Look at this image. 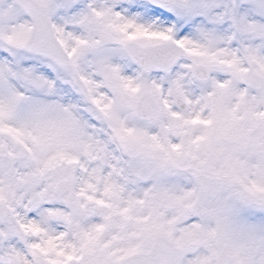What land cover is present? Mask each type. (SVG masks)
<instances>
[{
    "label": "snow or ice",
    "instance_id": "6c2138e0",
    "mask_svg": "<svg viewBox=\"0 0 264 264\" xmlns=\"http://www.w3.org/2000/svg\"><path fill=\"white\" fill-rule=\"evenodd\" d=\"M0 264H264V0H0Z\"/></svg>",
    "mask_w": 264,
    "mask_h": 264
}]
</instances>
